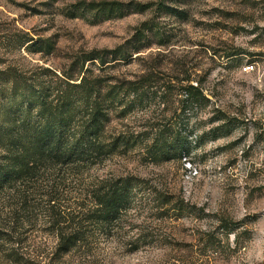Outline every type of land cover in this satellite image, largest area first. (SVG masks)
Returning <instances> with one entry per match:
<instances>
[{
  "label": "trees",
  "instance_id": "trees-1",
  "mask_svg": "<svg viewBox=\"0 0 264 264\" xmlns=\"http://www.w3.org/2000/svg\"><path fill=\"white\" fill-rule=\"evenodd\" d=\"M233 1V16L251 23L246 18L252 0ZM188 2H79L67 18L101 24L156 16L124 44L71 56L60 70H0V264H126L133 257L137 264H227L242 252L248 230L224 218L210 220V228L192 242H180L170 231L175 224L203 222L210 215L147 179L111 177L75 197L65 177L132 156L158 167L180 164L205 142L208 133L198 136L196 128L178 120L209 108L203 82L165 80L157 61L161 55L144 56L174 45L177 34L161 20L189 21ZM258 35L264 41V28ZM18 42L34 53L51 55L57 49L52 41L38 42L28 34ZM146 60L152 63L140 75H120ZM157 103L163 109L142 125L130 122ZM169 112L175 121H166Z\"/></svg>",
  "mask_w": 264,
  "mask_h": 264
},
{
  "label": "rangeland",
  "instance_id": "rangeland-1",
  "mask_svg": "<svg viewBox=\"0 0 264 264\" xmlns=\"http://www.w3.org/2000/svg\"><path fill=\"white\" fill-rule=\"evenodd\" d=\"M120 1L148 4L157 0H0V70L19 73L40 68L60 70L71 56L94 50H112L129 40L136 28L156 14L132 15L122 20L91 24L71 20L65 13L79 2ZM233 0H189V21L164 17L161 26L177 34L174 45L146 53L160 61L165 80L191 78L203 82L212 101L205 111L195 110L178 119L208 133L205 142L183 163L147 165L138 156L116 158L82 175H66L73 196L86 195L99 180L134 175L205 210L210 219H187L170 230L180 242L190 243L199 232L210 228V220L229 219L248 230L242 252L227 264L264 263V0H252L251 23L233 16ZM257 4V5H255ZM256 33V34H255ZM30 35L38 42L52 41L51 55L30 52L18 37ZM243 53L227 59L231 53ZM249 54V55H248ZM159 57V56H158ZM152 60L121 70V76H138ZM254 70L247 72L246 68ZM161 104L137 112L130 120L142 125ZM189 118V120L187 119ZM222 118H226L220 120ZM175 121L168 113L166 121ZM226 124V125H225ZM227 127L223 129L222 126ZM118 126L115 124V127ZM195 135V137H196ZM197 140L196 138H194ZM49 178H55L50 176ZM11 199L9 204L13 203ZM234 242V239H232ZM159 254V250L154 252ZM126 264H137L138 257Z\"/></svg>",
  "mask_w": 264,
  "mask_h": 264
},
{
  "label": "built area",
  "instance_id": "built-area-1",
  "mask_svg": "<svg viewBox=\"0 0 264 264\" xmlns=\"http://www.w3.org/2000/svg\"><path fill=\"white\" fill-rule=\"evenodd\" d=\"M252 70H254V67H253V66H248V67L246 68V71H247V72H250V71H252Z\"/></svg>",
  "mask_w": 264,
  "mask_h": 264
}]
</instances>
